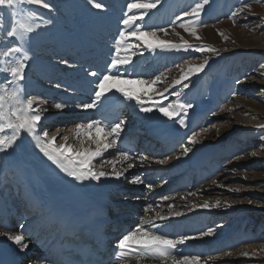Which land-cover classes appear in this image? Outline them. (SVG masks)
I'll return each instance as SVG.
<instances>
[{
    "label": "bare ground",
    "instance_id": "bare-ground-1",
    "mask_svg": "<svg viewBox=\"0 0 264 264\" xmlns=\"http://www.w3.org/2000/svg\"><path fill=\"white\" fill-rule=\"evenodd\" d=\"M101 2L104 4L105 11L103 15L95 17L91 15L89 16L87 13L86 16H79L76 13L73 14V16H70L63 12L62 9L57 11L58 15H61L62 18L65 19V25L68 30H61L58 27H56L57 29H53V31L58 32V34L52 33L55 42H57V49H53V52L51 53L52 47L49 48L47 56L51 53L52 56H55V60L48 67H43L44 71L41 75H33V77H36L38 80L32 78V72H30L28 68L29 60L32 62L34 59L39 63L44 61L35 57L34 53L39 52L34 51L33 53L32 37H27L23 40L13 37L11 42L5 41L3 46H0V66H3L7 60L12 59L4 56V52L8 48L16 46L27 50L30 58L26 62L25 79L20 82V86L24 90L25 98L38 97L47 101L44 105L47 109L44 116L52 113H54L55 117L56 115L58 116L61 112L55 111L57 109L54 107L56 103H59L57 100L58 92L63 89L65 83H78L81 94L72 104L67 105L66 110H68L67 112L69 113H66L62 119L57 117L56 119L53 120L52 118L45 123L41 121L39 128L41 133L46 130L49 136L58 132L59 135L56 143L64 142L62 139L63 136H69L67 143L73 144L77 149L89 147L93 149L95 148V144H90L86 137L76 138L74 132L70 130L74 129L75 123H86L89 120H95V109L99 105L94 109L88 110L77 108L76 105L89 103L92 98H94V89L98 80L91 76L90 73L96 72L99 75H102L107 71V65L115 54V37L124 27L120 23L124 18V13L126 11L123 2L119 1L121 7L117 8L110 0H101ZM68 16H70V19ZM166 17L167 14L165 15V18ZM173 17L175 18L176 16L174 15ZM165 18L163 19V17L158 18L153 16L150 23L144 25V29L146 31H151L156 26H167V24H170V21ZM80 19L88 20L83 28L79 27L81 26ZM198 33L200 34L199 31ZM59 34L61 35L58 36ZM179 34H183L181 37L184 40H195V38L191 36L190 33L185 32L183 28L179 29ZM254 34L253 30V37ZM262 35L263 34L254 37L256 43H259V45L263 42ZM252 41H254V39ZM19 55L20 54H16L15 58H18ZM205 60L206 59L197 61V59L192 56L189 59L186 58V61L183 63L184 65L180 69L176 66L170 68L172 66H165L164 63H160L159 59H157L155 55H152V53L147 54L143 52L139 57L135 56L133 62L126 66V69L121 68L120 71H127L128 75L125 77L126 79L137 77L146 78L148 81H151L159 77L160 79L157 84L152 86H155L162 92L167 88L168 92L165 93L167 99L164 100L163 98H157L154 96V100L163 99L161 102L167 103L175 100V97L171 95L173 87H169V85L172 84V81L174 79H179L181 72L186 71L190 65L204 63ZM219 60L220 59L218 58L208 60L207 66L204 70L208 69V67ZM47 61L48 63H45L44 66L50 63L49 59ZM62 61H67V63H62ZM204 70L202 72H204ZM190 79L188 81L191 84L192 80ZM124 86L133 88L132 84ZM210 92L206 90H197L196 93L201 102L191 110H188L187 114L183 117L185 120L183 126H181L178 121L168 119L155 108L152 112H142L136 101L125 100L120 93L113 92L108 94L103 102H111L113 105L111 107L124 108L121 119L124 120L125 123H128V125L125 128L122 127L121 135L116 146L104 153L102 157L97 158L94 162L97 168L103 164L105 170L111 171V164L109 162L118 160L119 157L117 154L122 152L118 143L122 138L128 139L131 137V130L133 127L145 122L152 123L155 129L160 132V135L165 138L164 140L161 138L163 142L160 144L149 140L148 144L142 146V150H140L138 155H129L133 159L128 162L133 163L135 166L127 169V171L124 172V175L119 179L110 176L103 177L99 181H76L49 161L35 146V141L32 140L30 136L23 134L12 149L7 153H0V215L3 213L6 216L21 215L23 216V219L19 222L8 223L0 216V233L8 232L11 235L20 234V227L23 225V235L26 236V242L29 246L25 251H21L20 247L13 241L9 240L6 235H0V246L14 252L20 264H41L38 262V259L34 257L35 253L39 252L42 247L46 245L47 240L60 230L55 224L57 215L54 212L60 203L57 193L51 189V183L54 182L55 178H59L66 185L76 190L83 198L102 207V211L106 213V224H108L107 227L110 232V239L118 236V233L116 232H119L122 236L126 227L123 226L122 228L117 221L113 220V218L121 213L117 212L121 207L127 209L123 213L126 215L132 213L134 207L131 205L132 208L128 204L122 203L121 199H124L123 195L125 193L118 192L119 189L115 190V188H122L125 184H128L127 175H132L135 178L138 177L142 181L141 183H135L136 187H147L149 184L152 185L149 189H155V193L148 196L147 199H150L151 201L153 200L154 202L152 203H155V205L156 201H162V203H164L168 200V198L164 199L161 195V188H163L167 182H171L169 190L174 187V190H176L177 193V195H175L176 193L172 194L171 197L178 198L182 196L179 202L178 200H174L172 203L171 200L169 204L181 207V209H178L175 212H181L183 214L176 216V219L179 217L185 221L186 219L192 220L196 225L195 229H191L189 226L181 227L179 226V223L181 222L170 226V223L173 222V219L171 220L170 217L161 225L162 232L170 235L173 239L179 240L182 237H192V239L185 240L184 244L178 247V253L183 255H199L201 257V264H205V262L213 264L212 257L216 255L220 249L231 248L238 243H245L248 240L249 243L255 240L256 237L251 232L245 236H234L232 231H229L228 233L226 232L222 235L219 233V235L215 236L194 237L195 231L203 229L207 223H211L210 218H208L207 215H202L203 213L213 212L219 208H221V210L224 209V200L223 202H220L221 206L218 207H193V205L203 204L204 202H208V200L203 196L191 197L193 194V185L191 183L188 184V181L191 179L194 180L195 176L197 177L207 174L213 166L218 167L219 160L217 158L223 156L218 152L219 150L217 151L213 147L208 148V146H206L210 143V137L216 130V126L214 129L213 126L209 127L208 125L212 119H210L211 116H209V112L214 105V102L209 103L207 101ZM142 102L145 106H151L156 103H153L152 100H147L146 97ZM237 109L240 113L245 114L241 116L248 118L245 120L241 119L242 117H239V120L233 124L238 126V128L241 126L242 129L249 130L251 128L255 129L258 125L264 124L263 119L258 116L256 109L242 105H240V107L238 106ZM202 129H207L208 131L202 132ZM220 129H222V127ZM193 132L198 133V142L190 144L187 137L192 135ZM205 133H207V135H204ZM184 146L189 148L187 155H181ZM202 152H205V154L201 156L202 158L190 163L192 156L199 155ZM213 153L216 154L217 158L212 157ZM189 156L191 157L187 159ZM143 158L147 159L144 160ZM161 160L166 162L161 164L159 163ZM128 162H124L123 164L117 163L116 167L123 170L126 168ZM161 181H163V184L160 183ZM117 201L122 204L115 208L112 203ZM169 204L165 205L164 208L159 207L160 209L157 212H152L149 217L155 216L157 213L163 216H168L166 213H163V210H166V212H173L172 209L168 208ZM158 223L160 222L158 221ZM260 245L261 246L255 247L253 244L255 247L253 249L264 247V242ZM246 249V246H240L238 249L239 254H243L242 251H246ZM250 250H252L251 247ZM229 254L225 255L226 259L222 264H264L263 254H250L251 256H247L254 261L251 263L244 261V256L234 255L233 253V255ZM114 259L115 256L112 257V260ZM110 264H112V261ZM119 264H123V262L121 261ZM128 264H137V262L133 258L128 261ZM146 264H160V262L156 260H148Z\"/></svg>",
    "mask_w": 264,
    "mask_h": 264
},
{
    "label": "rangeland",
    "instance_id": "rangeland-1",
    "mask_svg": "<svg viewBox=\"0 0 264 264\" xmlns=\"http://www.w3.org/2000/svg\"><path fill=\"white\" fill-rule=\"evenodd\" d=\"M110 1L114 3L113 5L116 8L121 7L119 1L123 2L126 11L127 3L130 2V0ZM46 2L51 5L50 8L46 9L39 5H28L26 3L18 4L11 9L0 8V46H3L5 41L11 42L13 40V37L7 36V31L12 29L15 20H18L22 15L35 13L32 22L39 25V27L29 37L33 38V53L34 51L39 52L35 53V57L44 61L39 63L34 59L32 62L29 60V71L32 72V78L36 80L38 79L33 77V75H41L44 71L43 67H48L55 60V56H52L51 53L53 49H57V42H55L52 33L58 34V32L53 31V29H57L56 27H58L61 30H68L65 25V19L61 15H58L57 11L62 9L63 12L70 16H73L75 13L79 16H86L87 13L89 16L94 17L103 15L105 11L104 7L102 9L94 8L89 4L88 0H46ZM197 2L199 0H161L160 4L150 11L145 20L138 21V23L144 26L150 23L153 16L158 18L163 17L164 19L167 14L165 19H169L170 24H167V26L162 25L163 27L156 26L155 29L162 28L166 30L165 32L158 31L157 36L160 40L181 43L180 37L183 34H179V29L181 28L179 25L184 21H177L175 24H173V21L176 20V17L181 12L190 11L191 7ZM244 4H249L251 6L250 10L244 9ZM238 9H243V12L235 17L234 23L229 17ZM132 14H136L135 11ZM174 15L176 16L175 18L173 17ZM70 16H68L69 19ZM80 20L81 26H78L83 28L88 20ZM197 30L200 32L198 35L201 39L189 42L197 45L201 43L210 45L218 50L219 55L210 52L201 54L194 50L187 52L160 49L150 51L146 48L142 50L141 47L138 50L133 49L135 52L133 58L135 56L139 57L143 52L147 54L152 53V55H155L159 59L160 63H164L165 66H172L170 68L176 66L178 69L184 65L183 63L186 61V58L189 59L192 56L197 61L220 59L204 70V72L193 75L190 79L192 80L191 84L189 81H186L189 85L188 88L185 89L182 86L176 87L175 85L172 87L173 91L181 92L182 99L187 103H191L193 105L192 108L201 102L196 93L198 89L200 91H211L207 97V101L209 103L214 102V105L209 112L210 119H212L208 125L209 127L213 126L214 129L216 126V130L210 137V143L206 146L208 148L213 147L217 151L219 150L218 152L223 155L217 158L216 154L213 153L212 157L219 160L218 167L213 166L207 174L195 176L194 180L188 181V184L191 183L193 185L191 197L203 196L207 198L209 204L216 203L217 201L223 202L224 200L223 206L225 209L221 210L219 208L213 212L203 213L202 215H207L210 218L211 223H207L203 229L195 231L196 235L194 234V237H201V233L210 232V234L203 236H215L219 235V233L221 235L226 232L228 233L229 231H232L234 236H245L251 232L256 237L255 240L249 243L248 240L245 243H238L231 248L220 249L212 257V261L213 264H222L226 259L225 255L229 253V255L244 256L238 252L240 246L247 247L246 251H242V253L248 252V256L255 254L264 255V247L253 249L261 246L260 244L264 242V139H261V137H264V129L257 127L255 129L244 130L241 126L238 128V126L233 125L239 120V117L245 120L248 119L245 116H241L245 114L238 111L237 108L240 105L256 109L258 116L264 121V0H209V3L202 12L201 25ZM253 30L255 33L254 37L263 34L261 45L256 43L252 35ZM253 39L254 41H252ZM133 43L140 44V41L133 39ZM49 48H51V53L47 56ZM48 59L50 63L44 66L45 63H48ZM133 79H137V77ZM142 79L147 80L146 78ZM132 87L141 94L146 92L148 95L153 96L152 102L157 103V100H154V96L155 93L161 90L155 86L135 83L132 84ZM159 100L163 101V99ZM220 126L222 129H220ZM204 135H207V133ZM203 154L205 152L192 157L189 156L187 159L191 157L190 163H192L194 160L202 158ZM126 177L128 184H125L122 188H115V190L119 189L118 192L125 193L123 195L124 199H121L122 203L134 207L132 213L115 218L119 225L126 227V230L133 228L141 217L148 218L152 212H157L160 208H164L171 200L172 203L174 200H178L179 202L182 198V196L178 198L171 197L172 194L176 193V190H174V187L169 190L171 182H167L161 188V195L164 199L168 198V200L164 203L156 201L155 205V203H152L154 202L153 200L147 199L148 196L155 193V189L150 190L144 186L136 187L133 181L135 177L132 175H127ZM162 182L160 183L163 184ZM122 203L120 202V204ZM148 205L153 206L152 210L145 213V208ZM121 208L118 211L127 210ZM178 209H181V207H176V205L172 208L173 211ZM163 213H166L171 220L173 219L170 226L181 222L179 223L181 227L189 226L192 229L196 227L190 219H186V221L179 217L176 219V216H170V212H166V210H163ZM2 217L6 216L2 215ZM17 220H22V216L8 217L10 223ZM250 247L252 250H250ZM244 257V261L254 262L250 257Z\"/></svg>",
    "mask_w": 264,
    "mask_h": 264
},
{
    "label": "snow or ice",
    "instance_id": "snow-or-ice-1",
    "mask_svg": "<svg viewBox=\"0 0 264 264\" xmlns=\"http://www.w3.org/2000/svg\"><path fill=\"white\" fill-rule=\"evenodd\" d=\"M96 9H102L104 4L101 0H88ZM161 0H130L127 3V11L124 13V18L120 23L124 26L119 34L115 37V54L111 58L110 63L107 65V71L102 75L96 72L90 73L91 76L97 78L98 82L94 89V98L89 103L77 104V108L84 110L94 109L107 98L108 94L116 92L120 93L125 100L136 101L142 112H152L155 108L170 120L178 121L181 126L185 124L184 116L188 110L193 107L191 103L185 102L181 97L180 91H173L171 95L175 97L172 102L163 103L159 99L157 103L151 106H145L142 102L145 97L151 101L153 96L148 95L146 92L141 94L131 87L124 85H131L135 83L147 84L149 86L157 84L159 77L151 81L144 80L142 78L126 79L127 71L121 72V68H125L133 62V56L135 52L133 49L146 48L150 51L160 50H176V51H189L194 50L201 54L214 53L219 55L217 49L206 44H194L188 40H184L181 37V43H173L171 41L160 40L157 36V32H165V29H155L151 31H145L144 26L138 21H144L149 15L152 9H155L159 5ZM26 3L28 5H39L43 8H50L51 5L46 0H0V8H14L18 4ZM209 3V0H199L191 7L190 11L181 12L176 20H183L180 23V27L188 32L196 40H200L198 35V27L201 25L202 12L205 6ZM249 4H244V9L250 10ZM135 11L136 14H131ZM243 9H238L233 12L229 17L235 23V17L242 14ZM35 13H29L22 15L18 20L14 21L11 30L7 31V36L17 37L21 40L29 37L34 33L39 25L32 22V18ZM133 39L140 41V44L133 43ZM226 39V37H225ZM123 53V54H121ZM16 54H20L18 58H15ZM5 57L12 59L7 60L3 66H0V153H7L12 149L23 134H27L35 141V146L49 161L55 164L62 172L66 173L69 177L74 178L76 181L95 180L99 181L103 177H115L119 179L124 175L127 169L133 168L135 165L130 161L131 158L128 152H119L117 155L118 160L110 161L111 171H107L104 165L101 164L99 168L96 167L95 161L97 158L103 156L116 146L117 141L120 138L122 125L124 120L118 122H105L104 120H89L88 122L75 123L74 129L70 131L74 132L76 138L86 137L90 144H95V148H82L77 149L73 144L67 143L69 136H63L61 143H56L59 133H54L49 136L45 130L42 133L39 131L40 123L45 118L44 113L47 109L44 105L46 100L38 97L25 98L24 90L20 86V82L25 79L26 62L29 60V55L26 49L21 47L12 46L4 52ZM67 63V61H62ZM208 60L204 63L190 65L186 71H182L179 79H174L172 84L176 86H182V88H188V81L193 75L199 74L207 66ZM168 89H164L163 92L155 93L157 98L163 97L167 99L165 93ZM56 109H62L64 104L56 103L54 105ZM257 127L264 129V125H258ZM107 129V131H106ZM202 132L208 131L202 129ZM198 133L193 132L192 135L187 137L190 144L197 143ZM264 139V137H261ZM189 148L184 146L181 155H187ZM146 160L147 158H143ZM128 162L126 168L120 170L116 167L117 163L123 164ZM166 161L161 160L159 163L163 164ZM135 183H141L142 181L137 177L134 180ZM151 188L152 185H147ZM167 199V198H165ZM251 203V201H250ZM220 202L215 204H209L204 202L203 204H196L193 207H218ZM152 205H148L145 208V213L152 210ZM169 209L173 208L172 204L168 205ZM181 212H170V216H180ZM169 216H163L157 213L155 216L144 218L135 224V226L129 230H126L122 234L121 238L117 241V250L115 259L112 260V264H128V261L135 259L137 264H146L148 260L159 261L160 264H201V257L199 255H183L177 252L180 245L184 244L185 240L192 239V237H182L181 239H173L170 235L163 233L161 225L164 221L168 220ZM158 221L160 223H158ZM23 225L20 227V234L11 235L8 232L0 233V235H6L9 240L13 241L20 247L21 251H25L29 244L26 242V236L23 235ZM209 233H201L200 235H208ZM244 256H248V252L243 253ZM42 264H47V257H42ZM98 264H102L98 262ZM208 264V262H205Z\"/></svg>",
    "mask_w": 264,
    "mask_h": 264
}]
</instances>
